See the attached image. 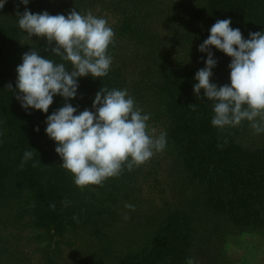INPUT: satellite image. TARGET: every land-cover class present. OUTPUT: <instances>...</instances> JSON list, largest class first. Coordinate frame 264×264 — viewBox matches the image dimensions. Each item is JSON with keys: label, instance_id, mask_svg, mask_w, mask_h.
<instances>
[{"label": "trees", "instance_id": "1", "mask_svg": "<svg viewBox=\"0 0 264 264\" xmlns=\"http://www.w3.org/2000/svg\"><path fill=\"white\" fill-rule=\"evenodd\" d=\"M118 6L122 17L109 23L116 35L107 50L113 60L108 75L80 77L78 94L69 102L78 111L91 109L101 87L126 89L133 75L130 73L144 64L142 71L146 75L141 80L135 78L131 94H147L149 87L158 88L149 94L153 98L149 107L154 112V101L162 106L166 144L176 155L191 193L175 204L170 197L176 195L174 190L161 177L151 171L146 177L135 165L131 170L125 165L118 175L96 185V189L103 190L120 178L122 189L135 188L141 197L154 195L153 201L159 199L156 203L160 206L152 226L144 227L141 239H136V247L115 252L104 264H188L189 258L194 262L193 253H204L205 245L212 238L217 240L219 236L214 233L229 230L240 234L264 226V146H245L235 141L230 133L232 127L228 130L226 126H213L212 101H207L203 89L200 99L193 93L194 75L204 67L201 57H206V53L198 51V45L208 37L210 27L216 20L230 17L231 26L240 28L244 38H248L249 32L264 29V0H119ZM171 19L175 25L184 24L193 48L184 61L162 63L154 71L157 76L152 77V64L148 62L151 56L158 59L163 46L158 37L163 38ZM26 37L11 8L5 6L0 12V113L12 130L7 136L10 147L3 150L0 146V192L16 200L12 222L17 229L30 227L37 232L34 237L52 240L64 238L66 233L76 235L85 228L90 214L82 210L87 206L86 196L92 192L88 185L80 187L74 183L72 173L61 165L56 143L44 130L46 115L62 107L64 98L54 96L47 114L35 109L26 111L16 99L15 89L8 87H15V68L22 62V54L31 49L60 62L47 40ZM212 50L218 61L212 81L218 85L229 83L231 57L214 46ZM141 57L145 59L138 66ZM37 126L39 131L35 130ZM26 150L32 151L33 156L22 164ZM7 154L14 157L10 164L4 160ZM8 178L14 182L13 193L5 186ZM109 247L107 241L102 249ZM49 261L55 263L54 257Z\"/></svg>", "mask_w": 264, "mask_h": 264}, {"label": "clouds", "instance_id": "2", "mask_svg": "<svg viewBox=\"0 0 264 264\" xmlns=\"http://www.w3.org/2000/svg\"><path fill=\"white\" fill-rule=\"evenodd\" d=\"M29 2L20 0L23 5ZM7 3L0 2V12ZM16 17L26 34L46 38L60 62L31 49L22 54V62L15 68V87H8L15 89L16 99L26 111L47 114L54 96L64 98L62 107L46 115L44 130L56 143L61 165L72 173L77 186L100 185L125 165L131 170L166 147V131L157 134L149 127L150 113L136 105L127 89L101 87L91 109L78 111L69 102L78 94L80 77L108 75L112 57L107 50L115 33L106 18L76 9L67 15H53L27 8ZM231 25L230 17L216 20L198 45L206 57H201L204 67L194 75L193 93L200 99L203 89L207 101H212L213 126H235L247 120L257 133L264 132V29L244 38L241 29ZM212 46L231 57L229 83L218 85L211 79L218 63ZM35 130L39 131V126ZM32 156L33 152L26 150L21 163ZM188 264H194L191 258Z\"/></svg>", "mask_w": 264, "mask_h": 264}, {"label": "rangeland", "instance_id": "3", "mask_svg": "<svg viewBox=\"0 0 264 264\" xmlns=\"http://www.w3.org/2000/svg\"><path fill=\"white\" fill-rule=\"evenodd\" d=\"M118 2L119 0H30L27 5H23L20 0H12L8 1L6 6L11 8L15 17L18 12L23 13L25 8L33 13L47 10L53 15H67L69 11L76 9L81 14L91 11L94 15L104 17L108 23H111V20L117 22L118 18L122 17ZM108 7L110 9L106 10ZM166 24L167 29L164 31L163 38L158 37V41L162 39L163 44L158 54V61L151 56L148 62L150 65L152 64L150 66L152 77L157 76L154 71H157L162 63L175 64L177 59H183L182 61H184L189 55L187 52L191 53L193 48L191 47L192 39L190 38V42L183 23L175 25L171 19ZM174 26L178 27V31ZM23 35L30 39L40 38L46 40V38L36 35L31 37L24 31ZM143 58L145 59V57L139 58L138 66ZM143 65L137 67L139 69L135 72L130 73L133 75H130L126 89L134 97L136 105L143 109L145 113H150L149 127L155 128L157 134H159L163 130V117H161L162 111H160L162 106L158 101H154V112H152L151 106L149 107L150 100L153 99L149 94L157 91L158 88L149 87L151 90L147 94L139 92L136 95L131 94L135 78L141 80L146 75L142 71ZM154 96L156 97V95ZM3 118L0 113V146L4 148L3 150H6L10 147L7 136L12 128L7 127L6 120L4 123ZM230 127H232L230 133L234 135L236 142L245 146L248 144L264 146V132L257 133L251 126V122L243 120L238 125L226 126L228 130ZM13 158L9 154L4 156V160L8 164L13 162ZM178 165L179 162L176 155L173 154L171 146L166 144L162 151L156 152L145 163L138 165V170L140 168L139 172L142 175L145 174L146 177H148L149 171L155 173V176L161 177L176 194L170 196L171 201L178 204L182 202V196L191 193V186L186 182L183 171ZM7 181L8 183L5 186L7 190L9 189L13 193L15 186L13 180L8 178ZM121 184L120 178L103 190L96 189L94 184H89L91 190H88L92 193L90 196H86L87 206L82 210L84 214H90L85 228L79 229L76 235H73L74 232L66 233L64 238L56 237L52 240L48 237H34L37 232L30 227L17 229L15 223L12 222V215L15 213L14 210L17 209L14 204L16 200L1 191L0 264H100V262L104 264V262L111 260L115 252H123L124 248L133 250L136 247V239H141L143 228L152 226V222L160 209V206L157 207L159 199L153 201L154 195L150 194L141 197L135 188L122 189ZM17 204H20V199ZM127 205L132 207H127ZM227 231H223L219 235L214 233L213 236H221V239L217 237V240L214 241L212 238L208 246L205 245L203 248L204 253H199V251L193 253L194 262L196 264H264V226L258 230H247L240 234ZM104 236L108 238L107 241L111 244V248H109H113V251L102 249V246H106L107 242L104 241ZM57 241L60 242L59 245H57ZM54 250L56 256H53ZM52 257H54L55 263L49 261ZM96 258L99 259V262ZM101 259H104V261H100Z\"/></svg>", "mask_w": 264, "mask_h": 264}]
</instances>
